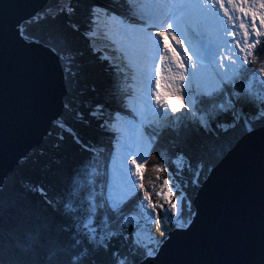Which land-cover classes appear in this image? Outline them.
<instances>
[{
    "label": "snow or ice",
    "instance_id": "obj_1",
    "mask_svg": "<svg viewBox=\"0 0 264 264\" xmlns=\"http://www.w3.org/2000/svg\"><path fill=\"white\" fill-rule=\"evenodd\" d=\"M48 11L44 9L43 14ZM52 11L54 16L71 17L76 0H63ZM34 15L41 18V12ZM68 27L80 33L90 54L110 77L104 97L93 102L87 112V118L108 134L105 180L98 194L93 184L84 223L79 208L56 199L57 195L72 198L67 187L61 194L51 185L28 188L23 184V193L46 199L29 201L31 207L21 209L38 223L23 233V239L16 240V259L19 264H120L122 254L112 246L114 235L109 228L126 231L125 225L132 223L126 218L131 206L145 227L155 225L158 237L149 231L144 243L139 236L130 235L135 251L125 255L131 264H148L159 255L171 231H187L193 225L195 196L239 143L237 138L227 148L221 145L222 137L230 131L228 123L231 130L240 127L242 135H251L256 125H264V101L257 104L254 97L236 88L250 73L251 78L264 77V67L251 68L264 52V0H121L119 8L107 0H89L83 25L70 23ZM15 34L24 39L19 24ZM3 40L0 12V47ZM62 42L66 45L67 37H62ZM97 42L103 46L95 47ZM57 63L65 81V96H69L75 73L59 56ZM121 83L125 87L121 88ZM249 105L253 106L251 118L245 111ZM77 116L87 123L82 113ZM165 132L174 133V154L198 161L191 178L195 195L188 194L185 182L181 198H174L178 186L173 181L178 172L172 170V161L157 151ZM82 147L89 151L88 145ZM149 153L158 161L154 165L157 180L160 173H166L155 192V202L143 183ZM13 193L7 198L0 195V211L18 207ZM38 205L46 206L47 211L34 212ZM84 206L81 201L80 207ZM100 215L111 221L102 229L92 226L94 217ZM58 222L64 230H56ZM2 257L0 250V264Z\"/></svg>",
    "mask_w": 264,
    "mask_h": 264
},
{
    "label": "water",
    "instance_id": "obj_2",
    "mask_svg": "<svg viewBox=\"0 0 264 264\" xmlns=\"http://www.w3.org/2000/svg\"><path fill=\"white\" fill-rule=\"evenodd\" d=\"M44 1L0 0V187L52 124L64 126L65 81L55 51L36 38L28 40L22 27ZM17 24L23 40L15 34ZM238 138L195 196L191 228L171 231L148 264H264V125Z\"/></svg>",
    "mask_w": 264,
    "mask_h": 264
},
{
    "label": "trees",
    "instance_id": "obj_3",
    "mask_svg": "<svg viewBox=\"0 0 264 264\" xmlns=\"http://www.w3.org/2000/svg\"><path fill=\"white\" fill-rule=\"evenodd\" d=\"M59 1L48 0L45 7L56 5ZM118 1L107 0L109 4L116 8L120 7ZM88 3L89 0H76V12L71 17L63 15L54 16V12L52 11L47 15H41L39 19L36 17L22 23L24 33L37 38L43 43L49 44L59 53L64 65L75 73V83L71 95L64 97L67 108H63L60 116L64 128L52 124L50 132L43 141L14 166L0 188V195H4L7 198L9 192L14 191L13 195H16L18 199V207L12 210L5 208L0 211V250L3 251V264H19L16 259L18 250L15 247V242L18 238L23 239V233L38 223L34 216H25L21 209L31 207L29 201L36 202L46 199L39 195L23 193L21 191L23 184H27L28 188H31L33 184L38 185L40 183L46 186L51 185L61 194L63 193V189L67 187L72 198L69 199L68 196H63L62 198L61 195H57L56 199L61 204H67L72 208H79L81 223H84L88 219L87 201L93 184L96 186L98 194L100 190L99 186L105 180L103 172L107 158L106 145L108 143V134L97 128L96 121L87 118V112L90 110L93 102L104 97L110 77L96 62L95 57L90 54L87 44L80 33L72 32L68 27L70 23L83 25ZM62 37H67L68 42L66 45L62 42ZM261 67H264V52L260 53V59L251 65L253 71ZM251 79L250 73L237 82L236 88L238 92L250 94L255 98L257 104H259V102L264 101V95H256V92L264 91V77L257 75ZM245 111L248 112L251 118L253 106H247ZM78 112L84 115L87 123L77 116ZM227 126L230 131L221 140V145L225 148L242 135L240 127L231 130V123H228ZM173 143L174 133L165 132L157 145V151L165 159H170L172 161V170L178 172L177 178L173 183L178 186L174 198L179 200L178 196H180V191L185 182L189 184L188 194H195L191 187V178L198 161L192 159L190 162L189 159L180 156L178 153L174 154ZM85 144L89 146V151L83 149L82 145ZM99 154H103L100 158V170L98 169L99 167H96V169H92L91 171V163L98 158ZM154 156V153H149L145 158L143 183L145 190L149 191L153 201H156L155 192L160 189L158 185H162L166 173H160V179L157 180L158 174L155 171L154 165L158 161L154 159ZM177 158L181 159L180 167L175 164ZM206 173L207 169H205ZM81 201L85 202V206L82 208L80 207ZM41 211H47V207L38 205L34 209V212ZM133 215H137V213L131 210L130 206L126 218L132 219ZM94 221L92 226L98 229H102L111 223L104 215L95 216ZM136 225L138 224L134 223L132 219L130 225H125L127 230L123 233L119 229L113 230L109 228L110 231H113L114 235L112 246L122 254L118 258L120 264H125V259L128 260V264H131L130 257L125 254L135 251V246L128 237L130 235L135 237ZM51 227H54V225H50ZM145 228L144 236H140L144 243H147L145 235H148L149 231H151L153 236L158 237L153 223H149ZM56 230H64L62 222L57 223ZM100 234L98 232L97 237ZM84 251L85 249L81 248V253Z\"/></svg>",
    "mask_w": 264,
    "mask_h": 264
},
{
    "label": "rangeland",
    "instance_id": "obj_4",
    "mask_svg": "<svg viewBox=\"0 0 264 264\" xmlns=\"http://www.w3.org/2000/svg\"><path fill=\"white\" fill-rule=\"evenodd\" d=\"M60 2H63V0H60L56 5L54 4V5H52V6H48V7H45V9H49V11H48V13H51L52 12V10H54L55 9V7L60 3ZM43 11V10H42ZM41 15H44L43 13H41ZM36 17V16H35ZM30 20V19H29ZM28 21V20H27ZM98 45H100L101 47L103 46L102 45V43L100 42H98ZM96 46H97V44H96ZM97 48H99V47H97ZM121 80H123V77H121ZM123 84V83H122ZM125 86V85H124ZM124 86H122V87H124ZM256 95H264V91H261V92H256ZM158 127H159V125H158ZM47 135H45V137H46ZM44 137V138H45ZM34 149V148H33ZM32 151V150H31ZM31 151H29V152H31ZM102 155L103 154H99L98 155V158L97 159H95L94 161H92V167H91V171H92V169H96V167H99L100 166V158L102 157ZM175 164H177L179 167H180V165H181V159L180 158H177L176 160H175ZM99 170H100V167L98 168ZM98 170V171H99ZM160 190V189H159ZM158 190V191H159ZM179 198L178 199H180V196H178ZM155 202V201H154ZM128 218V217H127ZM98 219V218H97ZM132 219H133V221H134V223H136V224H138V225H136L137 226V228H136V230H135V232H134V235H135V237L136 236H144V231L146 230V228H145V225H144V223H143V221L142 220H140V218L137 216V215H133L132 216ZM147 236L148 235H145V238L147 239Z\"/></svg>",
    "mask_w": 264,
    "mask_h": 264
},
{
    "label": "bare ground",
    "instance_id": "obj_5",
    "mask_svg": "<svg viewBox=\"0 0 264 264\" xmlns=\"http://www.w3.org/2000/svg\"><path fill=\"white\" fill-rule=\"evenodd\" d=\"M113 1H114V0H113ZM47 2H48V0H47L46 2L44 1L43 4L41 5V7L37 10V12H42V10H44V8H45ZM118 2H119V4H120V3H121V0H119ZM115 8H116V7H115ZM37 12H36V13H37ZM35 16H36V15H32L31 19H32V18H36ZM23 33H24V32H23ZM24 35H25V37H26L28 40H30V39H35L34 37L27 35L26 33H24ZM36 39H37V38H36ZM99 43H100V42H99ZM95 47H99V48H100L101 46L98 45V42H97V46L95 45ZM52 48H53V47H52ZM53 49H54V48H53ZM54 51L56 52V53H55L56 56H59V57H60L59 53H57V51H56L55 49H54ZM252 79H253V78H252ZM252 79H251V80H252ZM122 86H124V84L121 83L120 87L123 88ZM124 87H125V86H124ZM46 135H47V134H46ZM44 136H45V135H44ZM31 150H33V148H32ZM7 175H8V174H7ZM6 177H7V176H6ZM3 183H4V182H3ZM2 185H3V184H2ZM0 188H1V187H0ZM193 211H194V208H193ZM139 237H140V236H139Z\"/></svg>",
    "mask_w": 264,
    "mask_h": 264
},
{
    "label": "clouds",
    "instance_id": "obj_6",
    "mask_svg": "<svg viewBox=\"0 0 264 264\" xmlns=\"http://www.w3.org/2000/svg\"><path fill=\"white\" fill-rule=\"evenodd\" d=\"M60 127V126H59ZM62 127V126H61Z\"/></svg>",
    "mask_w": 264,
    "mask_h": 264
}]
</instances>
